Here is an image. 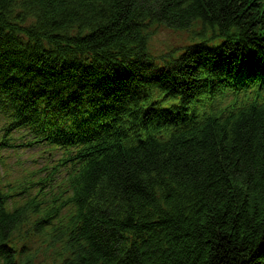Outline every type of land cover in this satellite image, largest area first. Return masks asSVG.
Listing matches in <instances>:
<instances>
[{"label":"trees","instance_id":"1","mask_svg":"<svg viewBox=\"0 0 264 264\" xmlns=\"http://www.w3.org/2000/svg\"><path fill=\"white\" fill-rule=\"evenodd\" d=\"M0 264H264V0H0Z\"/></svg>","mask_w":264,"mask_h":264},{"label":"rangeland","instance_id":"2","mask_svg":"<svg viewBox=\"0 0 264 264\" xmlns=\"http://www.w3.org/2000/svg\"><path fill=\"white\" fill-rule=\"evenodd\" d=\"M189 37L188 32L158 27L150 41V48L156 55L172 49L179 50L182 46L189 44Z\"/></svg>","mask_w":264,"mask_h":264}]
</instances>
